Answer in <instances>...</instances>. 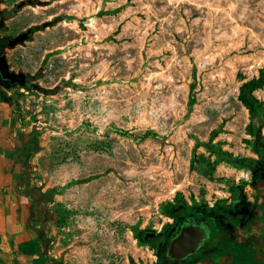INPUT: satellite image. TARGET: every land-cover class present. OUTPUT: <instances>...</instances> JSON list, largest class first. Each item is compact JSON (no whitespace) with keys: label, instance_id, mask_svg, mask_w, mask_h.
Masks as SVG:
<instances>
[{"label":"rangeland","instance_id":"rangeland-1","mask_svg":"<svg viewBox=\"0 0 264 264\" xmlns=\"http://www.w3.org/2000/svg\"><path fill=\"white\" fill-rule=\"evenodd\" d=\"M21 1L1 33L32 29L5 49L34 86L7 89L18 138L37 145L20 190L50 193L44 223L65 264H148L138 235L159 230L176 203L211 205L250 184L231 159H260L252 131L264 124V88L255 114L240 93L264 70V0L0 8Z\"/></svg>","mask_w":264,"mask_h":264},{"label":"flooded vegetation","instance_id":"flooded-vegetation-1","mask_svg":"<svg viewBox=\"0 0 264 264\" xmlns=\"http://www.w3.org/2000/svg\"><path fill=\"white\" fill-rule=\"evenodd\" d=\"M8 42L1 44L0 40L1 57H6ZM14 157L21 161L18 154ZM251 177L250 184L239 187L236 195L231 194L211 205L176 203L159 230H142L137 240L155 258L148 264H253L255 260L264 259V162ZM33 194L28 196L32 203ZM45 204L39 196V220L45 214ZM187 230L199 232L193 250L175 249V241ZM132 264L139 263L132 261Z\"/></svg>","mask_w":264,"mask_h":264},{"label":"crops","instance_id":"crops-1","mask_svg":"<svg viewBox=\"0 0 264 264\" xmlns=\"http://www.w3.org/2000/svg\"><path fill=\"white\" fill-rule=\"evenodd\" d=\"M9 97L10 92L0 85V264H65L57 254L59 244L50 236V227L30 223L33 203L16 192L23 169L14 157V147L21 140ZM263 263L260 258L253 264Z\"/></svg>","mask_w":264,"mask_h":264},{"label":"trees","instance_id":"trees-1","mask_svg":"<svg viewBox=\"0 0 264 264\" xmlns=\"http://www.w3.org/2000/svg\"><path fill=\"white\" fill-rule=\"evenodd\" d=\"M35 2H38V1L34 0V3ZM18 11L19 10H17L16 8L11 9V10H7V9L0 10V20H4V24L0 27V40L2 42L1 44H4L6 41L8 42V37L1 36V33L7 29L6 21L15 17ZM0 85L2 86V84ZM23 87L27 89H33L34 86H29L27 83ZM60 88L61 86H58L56 89L52 91H45V92H48L47 94L56 95L59 92ZM263 88H264V70L260 71V74L258 77L252 78L251 80L244 83L241 87L240 98L243 104L249 109L251 114L257 113L258 107H259L257 106L259 102L256 99L254 92L259 89H263ZM263 128H264V124L260 123L259 126L252 131L254 134V138L256 142L258 143V146L256 148V153L258 154V156H260L259 160H255L254 158H250V157H235L234 159H231L236 165L240 166L241 168H248L249 170L252 171V173H255L257 169L261 167V164L264 162V135H262ZM152 136L153 135L147 134L143 137V139L145 140ZM36 150H37V145L35 143H30L27 141H21V144L16 143L14 147V152L18 154V157H22L20 164L23 167L22 176L18 180V183L16 186V192L18 195H25L28 197L32 193L30 190L21 191L20 188L21 186L29 183L31 179V167H30L29 161L32 157V154ZM221 153L223 154L225 152H221ZM226 155L229 156V154L227 153ZM254 163H256V165H254ZM33 192L36 193L35 191ZM37 194L38 196H41L43 198V201L45 203H48L50 201V197H49L50 193L41 192ZM37 207H38V203H37ZM47 215H48V212L45 210V214L41 220H39L38 217H37L38 218L37 220H34L33 214H31L30 223L32 221L37 222V223H44ZM46 242L49 243L48 240H46Z\"/></svg>","mask_w":264,"mask_h":264},{"label":"water","instance_id":"water-1","mask_svg":"<svg viewBox=\"0 0 264 264\" xmlns=\"http://www.w3.org/2000/svg\"><path fill=\"white\" fill-rule=\"evenodd\" d=\"M3 0H0V3H2ZM28 5H32L33 1L29 0L27 1ZM26 6L25 1H21L17 6V10H21ZM4 24V20H0V27ZM32 33V29H28L26 32H23L16 37L12 38L8 42L9 48H14L16 46L22 45L23 43L30 40ZM3 54L0 53V83L3 85L5 89H10L12 86H25L26 85V78L27 75L24 73H14L10 69V65L6 59V57H1ZM33 206H32V214L33 219L37 220L38 218V208L37 203L39 201V196L37 193L33 194ZM192 238V239H191ZM199 238V232L187 230L183 231V233L180 235L177 241H175V249L183 251V252H190L193 250L194 245L196 243V239Z\"/></svg>","mask_w":264,"mask_h":264}]
</instances>
